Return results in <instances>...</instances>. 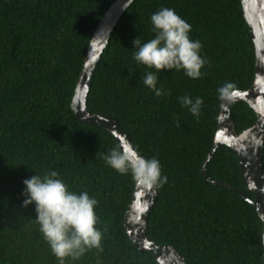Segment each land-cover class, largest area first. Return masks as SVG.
Segmentation results:
<instances>
[{
  "label": "trees",
  "instance_id": "1",
  "mask_svg": "<svg viewBox=\"0 0 264 264\" xmlns=\"http://www.w3.org/2000/svg\"><path fill=\"white\" fill-rule=\"evenodd\" d=\"M116 0H0V264H59L39 232L35 206L22 207L23 181L56 170L75 192L98 200L102 252L65 264H159L131 242L124 216L136 184L97 157L119 146L106 129L81 122L71 102L93 33ZM173 8L191 25L207 64L199 79L162 71L156 97L133 60V41L153 38L150 16ZM255 77L254 45L241 0H135L115 26L87 96L90 112L115 117L139 153L160 161L167 182L151 212L147 236L170 245L187 264H264L254 207L234 151L222 145L202 167L214 143L227 82L248 90ZM203 99L193 116L179 98ZM238 133L256 122L245 102L232 105ZM264 167V151H263ZM228 184L236 191L230 189ZM247 193L254 198L252 192Z\"/></svg>",
  "mask_w": 264,
  "mask_h": 264
},
{
  "label": "clouds",
  "instance_id": "2",
  "mask_svg": "<svg viewBox=\"0 0 264 264\" xmlns=\"http://www.w3.org/2000/svg\"><path fill=\"white\" fill-rule=\"evenodd\" d=\"M153 38L133 41V60L154 71L142 74L143 85L156 97L170 95L163 87H157L162 71H178L190 79H199L204 74L207 60L202 56V43L190 37L191 25L173 8L161 7L150 16ZM236 86L227 82L217 89V99L232 103L236 99ZM180 103L189 112L199 117L203 99L193 100L185 95ZM106 166L118 174L130 175L133 182L145 187H162L167 176H162L160 161L145 157L132 147H113L109 152H98ZM22 207L35 206V222L52 255L59 264L70 258L78 261L87 252L95 249L102 252L104 233L97 227L96 208L98 200L87 191L75 192L60 178L56 170H46L23 181ZM260 229L257 233L260 247L264 248V214H259ZM264 259V257H262ZM97 264H100L97 261Z\"/></svg>",
  "mask_w": 264,
  "mask_h": 264
},
{
  "label": "water",
  "instance_id": "3",
  "mask_svg": "<svg viewBox=\"0 0 264 264\" xmlns=\"http://www.w3.org/2000/svg\"><path fill=\"white\" fill-rule=\"evenodd\" d=\"M135 0H116L105 12L91 38L83 69L76 84L71 107L81 122L103 127L116 138L119 146H134L132 139L120 127L113 116L92 113L87 108L92 74L110 40L111 34L124 12ZM243 15L248 25L255 55V77L248 90H236L237 96L232 103H220L218 125L213 147L204 162L202 174L211 181L207 164L217 148L225 145L231 148L238 160L242 181L246 190H237L244 200L250 203L257 214H264V0H241ZM247 103L256 115L252 127L238 133L232 116V105ZM140 154V153H139ZM215 186L222 182L211 181ZM230 189L234 188L225 184ZM252 192L254 198L248 193ZM156 187L136 184L133 198L124 216V228L132 244L140 251L152 252L159 264H187L185 258L172 246L160 245L147 236V226L151 212L158 200ZM264 257V248H263Z\"/></svg>",
  "mask_w": 264,
  "mask_h": 264
}]
</instances>
